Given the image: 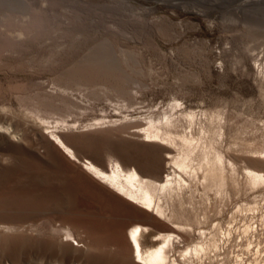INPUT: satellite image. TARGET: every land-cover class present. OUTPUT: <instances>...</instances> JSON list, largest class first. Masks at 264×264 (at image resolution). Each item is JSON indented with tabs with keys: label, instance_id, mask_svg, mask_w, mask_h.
Listing matches in <instances>:
<instances>
[{
	"label": "rangeland",
	"instance_id": "374dc122",
	"mask_svg": "<svg viewBox=\"0 0 264 264\" xmlns=\"http://www.w3.org/2000/svg\"><path fill=\"white\" fill-rule=\"evenodd\" d=\"M151 125L162 145L142 141ZM83 159L153 182L169 172L172 192L153 193L180 230ZM134 225L176 234L169 264H264V0H0V264H136ZM227 229L224 249L180 260ZM158 242L144 240L149 252Z\"/></svg>",
	"mask_w": 264,
	"mask_h": 264
},
{
	"label": "bare ground",
	"instance_id": "6f19581e",
	"mask_svg": "<svg viewBox=\"0 0 264 264\" xmlns=\"http://www.w3.org/2000/svg\"><path fill=\"white\" fill-rule=\"evenodd\" d=\"M188 114H190V113H188ZM100 120L97 119L94 121L97 124L100 122ZM107 121H109V120H107ZM167 122H168V119H167ZM167 122H165V125H168ZM95 123H94V125H95ZM107 125H108V123H107ZM86 126H88V124ZM89 126H93V125H89ZM104 126H105V124H104ZM150 128H153L155 131L154 132L150 131ZM140 130H142V131H140ZM138 132H141L142 134H144L143 137H145V138L142 139V141L144 143H159L160 145H162L161 142L157 141V138L159 137V132H160L159 128H157V127L154 128L151 125L145 129L139 128ZM165 135L167 136V138L160 137V139L162 141L164 140V141L170 142V144L174 143L173 140L170 137H168L167 134H165ZM49 140L55 146H57V148H59L60 151L68 159H70L73 162L78 163L73 151L62 142L60 137L55 132H49ZM191 142H193V141H191ZM190 143L185 138L180 139V144H182V145H189ZM176 158H177V156H176ZM167 159H168V157H167ZM181 159L182 160L174 162V166L176 169L179 170V174L182 173L187 167V165H185L183 163V161H184L183 158H181ZM214 159H215V157H214ZM217 160H214V163L218 162ZM173 161H175L174 157H173ZM81 166H82V170L84 171V173L90 175L93 179L99 181L100 183L107 185L108 188L111 189L118 196H121L122 198H124L129 203L136 205L138 208L146 211L147 213H151V215L153 217H156L159 221H165V223L170 225L174 230H176V231L180 230V227L178 226L177 223L172 222L170 220L167 221L166 218L162 216V212L160 211V206H159L160 204L158 205V202H157L158 200L155 197L156 194L153 193V188L156 190H163V191L168 190V189H170L172 184L175 182V179L171 178V174L168 171H167L168 173L165 174L162 181L153 182V181H150L148 179L140 177L133 168L127 170V169L121 167V165L118 162H112L108 167V171L99 169L93 163H91L90 161H88L86 159H83L81 161ZM212 168H211V170H208V178L210 180L218 179V171L216 172ZM220 168H217V169H220ZM190 171H191V169H190ZM245 171H246L247 176L252 181H263V175H261L260 173H257L255 171H252L249 169H246ZM174 172H173V174H174ZM179 174L177 175V181L182 183V184H186L185 179L181 178V176ZM172 177H173V175H172ZM212 183H214V182H212ZM158 192H160V191H158ZM165 192L168 193L167 191H165ZM171 192H172V190H171ZM161 217L164 219L162 220ZM260 219H261V216H260ZM249 226L245 225V227L242 229V234L245 237L246 242H247V245H245V247H246V250L248 252H250L251 249H248V247L250 246V242L248 241L249 237H247V235L249 233L251 235H253V230H251V228ZM219 229H221V228L219 227L218 230ZM230 229H227L224 231L221 230L222 236H223L222 240L218 239V237L217 238L212 237L209 240V243H207V244H206V242H204V244L196 243L194 245L186 247L185 249L182 250V253L180 255L181 256L180 260L186 261V260L191 259L192 257L196 258V257L202 256V255L205 256L209 252H217V251L224 249L223 247L230 241V234H231ZM254 230H255V227H254ZM221 231H220V233H221ZM232 233H233V230H232ZM256 233H257V231H256ZM161 234H163V233H161ZM175 235H176L175 233H168V234L161 235L163 237L165 236V238H164V240L162 239L163 241H160L159 236H154V235L152 236L148 227L142 226V225H134L128 231V239H129L131 246H132V249H133V257H134L135 263L136 264H169V261H168L169 257L167 256L166 251L168 249V243H169L171 237L175 236ZM250 237H252V236H250ZM146 238H150L151 242H153V240L155 241L156 238L159 239V242L156 244L154 249L153 248L151 249V252H149V249H150L149 247H145L144 240ZM219 238H221V237H219ZM154 245L155 244L152 243L151 246H154ZM258 246H259L258 244H255L256 253L255 254L253 253L254 255H259V253H260ZM259 248H260V246H259ZM236 257H238V256L236 255ZM236 257H235V259H236ZM239 258H238V260L235 261V264H246L245 262H243ZM256 259H257V257L254 259V262H256ZM260 260H261V264H263L262 263L263 260L262 259H260ZM173 264H177V260H174Z\"/></svg>",
	"mask_w": 264,
	"mask_h": 264
}]
</instances>
